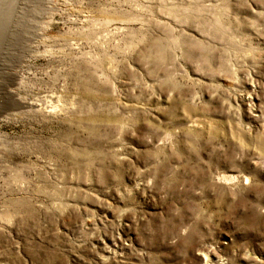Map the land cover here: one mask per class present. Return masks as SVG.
<instances>
[{
  "label": "rangeland",
  "instance_id": "374dc122",
  "mask_svg": "<svg viewBox=\"0 0 264 264\" xmlns=\"http://www.w3.org/2000/svg\"><path fill=\"white\" fill-rule=\"evenodd\" d=\"M0 264H264V0H0Z\"/></svg>",
  "mask_w": 264,
  "mask_h": 264
}]
</instances>
